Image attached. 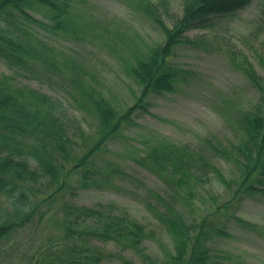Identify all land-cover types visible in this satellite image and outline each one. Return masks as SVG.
<instances>
[{
    "label": "trees",
    "instance_id": "obj_1",
    "mask_svg": "<svg viewBox=\"0 0 264 264\" xmlns=\"http://www.w3.org/2000/svg\"><path fill=\"white\" fill-rule=\"evenodd\" d=\"M251 2L180 0L181 13L172 16L170 24L159 10H169L170 0H159V5L143 2L142 13L163 35V41L152 48H139L134 61L125 67L128 76L140 87L135 103L121 112L96 89L70 78L78 103L95 121L89 133L81 124H74L64 116L58 100L30 88L13 86L7 78L0 79V197L12 209L10 214L0 217V245L10 234L31 224L42 205L49 207L61 195L101 187L102 182L127 180L130 176L118 167L108 165L103 171L96 165L101 153L130 123L132 115L147 112L146 99L150 95L171 92L174 84L187 75L172 63L178 47L194 45L186 33L210 30L218 19L245 9ZM34 5L52 11L50 24L27 13ZM69 5V0H0V59L6 66L38 74L43 67L51 65L47 45L33 38L29 33L32 31L20 25L17 16L51 34L74 33ZM260 21L264 28V2ZM230 55L231 64L259 95L255 108L240 113L237 118L241 139L229 147L209 143V150L163 142L150 147L136 160L139 167L167 186L164 194L143 184L140 188L148 199V211L163 225L172 248L163 251L161 257L149 254L144 243L158 239L155 231L114 204L97 203L88 207L63 201L56 213L61 244L55 251L48 249L43 262L221 264L215 259L212 243L226 236L227 219L257 232L256 225L238 218L234 211L244 199L264 195V78L246 56ZM262 62L264 65V59ZM214 157L234 167L236 175L232 180L225 177ZM212 179L228 191V198L218 201L210 196L208 209L196 218L191 203L198 189Z\"/></svg>",
    "mask_w": 264,
    "mask_h": 264
},
{
    "label": "rangeland",
    "instance_id": "obj_2",
    "mask_svg": "<svg viewBox=\"0 0 264 264\" xmlns=\"http://www.w3.org/2000/svg\"><path fill=\"white\" fill-rule=\"evenodd\" d=\"M146 1L159 5V0H69L74 33L51 34L17 16L20 25L32 31L29 33L33 38L47 45L52 64L35 74L11 69L0 59V79L7 78L13 86L30 88L58 100L64 116L89 133L95 121L78 103L70 78L96 89L121 112L135 103L140 87L128 76L125 67L134 61L139 48H152L163 41V35L142 13L140 7ZM170 2L169 10L159 8L168 24L172 16L181 13L180 0ZM263 2L252 0L245 9L218 19L210 30L187 32L186 37L194 45H181L172 58V63L187 75L174 84L171 92L150 95L146 99L147 112L132 115L130 123L108 143L97 161L103 171L112 165L130 177L102 182L101 187L78 189L75 194L67 192L49 207L42 205L31 224L2 241L0 264H46L42 261L45 252L55 251L61 244L56 213L63 201L88 207L114 204L155 231L158 239L144 243L149 254L161 257L163 251L171 249L163 225L148 211V199L140 188L143 184L164 194L167 186L139 167L136 160L147 149L163 142L209 150V143L229 147L241 139L237 118L255 108L259 95L231 64L230 54L246 56L264 78V28L260 21ZM27 13L44 24H50L53 15L42 5H34ZM214 162L228 180L234 178L236 173L231 164L218 157H214ZM197 192L191 203L196 218L208 209L210 196L224 201L229 195L214 179ZM11 212L0 197V217ZM234 212L238 218L256 225L257 232L227 219L226 236L212 243L215 259L221 264H264V195L244 199Z\"/></svg>",
    "mask_w": 264,
    "mask_h": 264
}]
</instances>
